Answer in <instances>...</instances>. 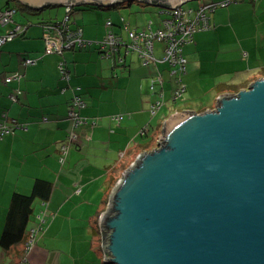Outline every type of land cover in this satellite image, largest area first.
I'll list each match as a JSON object with an SVG mask.
<instances>
[{"label":"crops","instance_id":"obj_1","mask_svg":"<svg viewBox=\"0 0 264 264\" xmlns=\"http://www.w3.org/2000/svg\"><path fill=\"white\" fill-rule=\"evenodd\" d=\"M4 1L0 0V10L8 6ZM135 2L144 5L131 7ZM147 6L161 9L156 11L159 20H148L152 11ZM128 7V12H119ZM263 7L259 5L253 12L255 21L250 27V36L239 37L237 44V60L247 71V77L237 83L236 89H219L217 99L210 106L195 109L191 103L180 106L165 103L167 111L163 110L158 124L170 118L169 113L212 110L223 94H234L248 88L258 78H264V56L259 53L264 45V20L257 12ZM85 8L88 10L78 9V13L71 14L70 18L73 25L83 27L85 38L91 41L101 40L109 29L125 36L122 17L126 18L131 28L137 29H147L150 21L153 29L161 28L163 19L167 17L161 7L133 0L109 7L89 5ZM97 10L110 12L99 13ZM118 16L120 18L116 20ZM211 18L213 21L212 14ZM15 20L7 26H0V35L10 32L16 25L27 26L22 36L15 37L0 48V121L6 115L9 124H23L25 128H18L0 140V238L13 193L30 194L37 178L53 183L47 210L54 217L47 219L49 228L46 231L45 226V231L36 234L37 240L35 237L29 247L27 243L17 245L6 253L0 245V264H105L104 236L102 238V231L93 223L94 217L103 209L98 207L93 214L88 208L92 204L96 207L98 203L100 205L104 196L107 199L110 182L126 170L122 166L126 161L132 162L141 144L148 140L147 136L158 134V126L154 127L150 113V106L158 95L151 93L150 78L158 73L163 75L164 80L174 75L170 74L171 68L167 65L164 69L159 63L144 65L136 53L127 55L125 63L118 65L113 58L103 57L95 43L69 53L45 54L43 28L39 23L49 21ZM107 20L112 21V27L106 26ZM213 22L212 31L217 26L216 21ZM163 48L164 45H161L159 51L163 52ZM246 48H250V52ZM25 59H35L36 63L25 66ZM61 61L70 70L69 83L61 78L58 68ZM16 73L23 77L6 82L7 77ZM73 87H80V90L75 91ZM163 87L165 100H171L172 93L166 90L165 83ZM14 92H17L16 101L10 99ZM75 92L81 94L87 103L81 114L89 120L95 119L96 125L78 130L79 141L61 162V146L72 130L69 111ZM153 97L156 99L153 100ZM113 116L121 118L115 121ZM113 141L110 155L117 154L118 159L109 163L112 161L109 157L108 165L100 170L96 163H92L90 153L107 158L106 144ZM43 202L39 199L35 202L29 231L38 226L37 215L46 209ZM89 215L90 220H86Z\"/></svg>","mask_w":264,"mask_h":264},{"label":"water","instance_id":"obj_2","mask_svg":"<svg viewBox=\"0 0 264 264\" xmlns=\"http://www.w3.org/2000/svg\"><path fill=\"white\" fill-rule=\"evenodd\" d=\"M35 9L132 0H19ZM161 8L193 0H133ZM105 264H264V78L165 121L99 218Z\"/></svg>","mask_w":264,"mask_h":264},{"label":"built area","instance_id":"obj_3","mask_svg":"<svg viewBox=\"0 0 264 264\" xmlns=\"http://www.w3.org/2000/svg\"><path fill=\"white\" fill-rule=\"evenodd\" d=\"M244 0H219L210 1L199 5V7H184V3L178 7H165L162 12L167 15L162 21V27L153 29L152 22H149L147 29L131 28L129 22L122 17L123 30L126 35L118 34L109 29L106 35L98 41H91L85 38L84 29L80 25L73 27L71 21V14L74 10V5L68 4L66 7V15L62 20L49 21L43 24V40L45 54H63L77 48H86L95 43L103 57L113 58L118 65L125 63L127 55L136 53L142 60L144 65L158 64L159 62L167 63L171 70L170 74L176 76V87L172 92L171 99L175 102L182 99L187 90L186 84L183 82V74L186 72L187 59L182 52V45L193 42L194 35L198 31H206L213 28L211 22V14L219 8L228 7L232 3H241ZM17 13L16 7H7L0 11V26L4 27L14 22ZM112 21L106 22L107 27H112ZM27 26L16 25L10 32L0 35V48L6 43L12 41L26 30ZM155 41L163 43V54L160 59L156 55ZM246 56V54H245ZM35 59H25L23 64L25 66L35 64ZM61 78L69 83L71 79L70 70L66 63L61 61L58 65ZM22 74L16 73L6 78V82L12 80H20ZM165 80L163 75L158 73L150 78V90L152 94H157L158 99L150 106L151 115L157 114L165 100L164 85ZM157 90V88H159ZM65 90V89H64ZM73 90L78 91L80 87H73ZM17 92L10 95V99L17 100ZM87 106L83 96L77 92L74 93L71 100V108L69 117L72 119V130L70 131L66 142L61 146L59 159L64 162L69 150L79 141V129L90 125H96V120H89L88 117L81 114V110ZM121 116H113L112 119L119 121ZM24 129L23 124L11 125L7 122L6 115L0 121V140L4 139L6 135L13 133L16 129ZM46 207L37 215L38 226L32 228L29 232L28 247L34 243L36 234L44 230L47 219L54 217V214L48 212L47 202H43ZM102 231V230H101ZM104 233V231H102ZM104 236V234H103ZM104 243V239H103Z\"/></svg>","mask_w":264,"mask_h":264},{"label":"rangeland","instance_id":"obj_4","mask_svg":"<svg viewBox=\"0 0 264 264\" xmlns=\"http://www.w3.org/2000/svg\"><path fill=\"white\" fill-rule=\"evenodd\" d=\"M8 1L9 0H5L4 2L6 3ZM210 1H219V0H193L192 2L185 3L184 7L197 8L199 7V5L210 2ZM11 3L16 4L15 1H12ZM142 5L144 4L135 2V4H133L131 7L137 8V6L141 7ZM259 5L264 6V0H261L260 3L259 2L256 3V1L254 0H244L241 3H232L228 7L219 8L215 12L212 13V15L214 16L213 21L214 20L216 21L215 22L217 25L216 29H214V31L212 30L198 31L194 35L192 43L182 45L183 55L187 59L186 72L182 76L183 82L187 86L185 95L183 96L182 99L178 100L177 102H174L172 99L170 100V98H168L166 101V104H176L180 106V105H185V103L186 104L191 103L190 105L194 107L195 109H197L203 106H210L217 99L216 93L219 91V89L222 90L226 88L227 89L237 88V83H241V80H244L248 75L247 71L242 67V65L237 60V44L239 43V37L244 39L245 37L250 36L249 30H250V27L253 25V22L255 21L253 12L256 8H258ZM85 6H89V5L76 6L75 11H72V14L78 13V11H76L78 9L88 10V8H85ZM146 8L152 11L150 12V14H148V20L149 19L157 20L158 12L161 11V9H158L157 7H152V6H147ZM29 10L30 9L21 7L17 15L15 16V18L17 19L15 21L18 22V21L29 20V21H33L34 23L41 22L45 19H46L45 21L47 20L56 21V19L62 20L66 15V7L59 6V5L45 7L44 9H40L37 11H29ZM129 10L130 9L128 7L126 9L119 10V12L121 13L128 12ZM157 10L158 12H156ZM97 12L108 13L110 12V10L109 11L106 10L104 12L102 10H97ZM257 12H258V15L264 20V7L260 11H257ZM117 15H119V13H117ZM115 18L116 20H119L120 17L118 16ZM213 21L211 22L214 23ZM73 27H76V25H73ZM161 45H163L162 42L155 41L156 55L159 56L158 57L159 59L160 57H162V54H163L162 52L159 51V47ZM246 50L250 52V48H246ZM69 52L70 51H68L67 53ZM259 53L264 56V45L261 46ZM159 65L162 69H164L166 65L170 67L167 63H162V62H159ZM118 68H122V66H118ZM165 79H166L165 80L166 90H169L170 91L169 93H172L173 92L172 90L174 89V86L176 85L175 84L176 76L169 75ZM154 99H156V97L155 98L153 97V100ZM164 109L167 111V105L165 104L163 106V109L161 108L157 112V114L153 115L152 120L154 121V124H153L154 127H157L159 125L158 119L161 117ZM172 115L173 114L169 113L168 117H171ZM163 126H161L159 130L158 137L160 136V134H162ZM114 143L115 142L113 141L111 143L108 142V144H106V152L109 154L107 158L101 157L99 155L94 156L90 153V159L92 163H96V167L98 169L101 170L102 168L105 167V165H108L107 159L109 157L112 159V161L109 163H114L116 159H118L116 158L117 154L110 155V146H114ZM135 156L133 157L132 162L136 160V158L138 157V156L136 157ZM132 162L126 161L124 166H127L128 164L130 166ZM124 166H122L123 169H124ZM119 177H121V173L117 175V178ZM109 195H110V192L108 194L107 199H109L110 197ZM104 200H105V196L103 198V201ZM103 201L101 202L100 205L98 203L97 207L94 204L90 205V207L88 208L90 213L93 212L94 214L96 208L98 207H102L103 209L104 208ZM107 207H108V204L106 206V209ZM90 216L91 215H89L86 218V220H90L89 219ZM95 219H96V216L94 217V220H93L94 224H96ZM45 226H46L45 230L47 231V228H49V225L48 226L45 225ZM98 228L101 231V228L99 225H98ZM103 234H104V239H105L106 233L104 232ZM103 234H101L102 238H103ZM37 238H38V235L36 236V240ZM55 252H56V249H55ZM55 255H59V254H55Z\"/></svg>","mask_w":264,"mask_h":264},{"label":"trees","instance_id":"obj_5","mask_svg":"<svg viewBox=\"0 0 264 264\" xmlns=\"http://www.w3.org/2000/svg\"><path fill=\"white\" fill-rule=\"evenodd\" d=\"M15 1L16 4H12L11 2ZM12 4V5H11ZM7 7H16L17 13L21 7H25L30 9L29 11H37L38 9L29 7L27 5L22 4L19 0H9L7 2ZM5 7V8H7ZM4 8V9H5ZM3 9V10H4ZM44 9V8H43ZM75 9V8H74ZM1 11V10H0ZM16 13V14H17ZM16 16V15H15ZM45 22H41L43 26ZM43 28V27H42ZM23 33H20L18 36H22ZM164 122L162 121L158 125V134L155 133L154 135H149L146 138L148 140L141 144L140 153L141 151H149L154 149L158 146V135L161 126H163ZM136 154V156L138 155ZM135 156V157H136ZM129 166H124V170ZM120 178V177H119ZM119 178L115 177L113 181L110 182V185L107 188V191H111L113 186L117 183ZM53 191V183L49 180L37 178L32 191L30 194H24L21 192H14L11 198L10 207L7 213L4 229L0 238V245L3 250L7 253L11 250L14 246L26 244L29 240V230L28 225L31 220V216L34 213L35 202L39 199L44 202H47L52 194ZM109 194V193H108ZM108 198V195H107ZM108 200L104 201V208L99 214L96 216L95 225L98 228L99 225V218L102 212L106 210V206L108 204ZM43 231V230H42ZM99 231V229H98Z\"/></svg>","mask_w":264,"mask_h":264}]
</instances>
